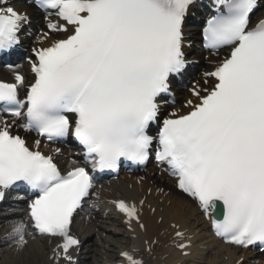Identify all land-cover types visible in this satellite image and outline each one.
I'll return each mask as SVG.
<instances>
[{
	"label": "snow or ice",
	"instance_id": "snow-or-ice-1",
	"mask_svg": "<svg viewBox=\"0 0 264 264\" xmlns=\"http://www.w3.org/2000/svg\"><path fill=\"white\" fill-rule=\"evenodd\" d=\"M259 2L211 0L203 46L228 52L204 74L212 86L194 85L187 111L161 119L160 99L188 64L184 24L194 0H36L62 21L47 24L44 40L50 33L67 35L32 48L31 82L19 72L12 83L0 81V200L20 186L31 194L30 224L13 226L9 246L21 252L26 234L47 237L57 241L52 264H76L72 251L80 240L71 226L93 194L92 173L144 165L153 154L211 220L217 237L241 247L264 246V19L251 20ZM28 23L26 13L0 4V54L20 45ZM16 127L35 133L31 146L14 133ZM69 136L82 147L85 166L73 161L62 172L41 145ZM112 203L130 231L135 233L133 224L146 231L140 211L145 200ZM217 211L222 219L213 217ZM171 227L176 248L189 255L191 237L179 225ZM157 242L145 239V250ZM120 256L124 264H144L135 250Z\"/></svg>",
	"mask_w": 264,
	"mask_h": 264
},
{
	"label": "bare ground",
	"instance_id": "bare-ground-1",
	"mask_svg": "<svg viewBox=\"0 0 264 264\" xmlns=\"http://www.w3.org/2000/svg\"><path fill=\"white\" fill-rule=\"evenodd\" d=\"M21 8L28 9V7L26 6H21ZM262 15H264V10L261 12L260 16ZM5 72L7 73V70H5ZM204 81H205V78H203V76H200L196 82L197 84H201V83H204ZM119 182L120 184H122V187H123V186H126L127 184H131L134 181L126 177L124 179H121ZM113 183L115 186L113 187V189L112 188L111 189H112V194H113L112 196L114 197L116 196V193L118 192L117 189H119L121 186L120 185L118 186L117 182H113ZM144 185L145 186L143 188L144 190L142 194H144L146 190L149 188L148 184H144ZM156 192L158 194H156ZM103 193L107 194L108 192L104 191ZM129 193L131 194L129 198H132L134 197V195H137V196L139 195V190L136 189ZM160 199H163L165 205L159 204ZM168 201H170V204L167 205ZM161 206H163L164 208V211L162 213L164 215V219L161 223H158L157 221L158 217L162 216L160 213ZM154 207L156 208L155 212L152 211ZM140 211H141V220L146 225V231L141 232L138 226L134 224V226H136V233L138 234V238L137 240H135V243L144 244L145 239L155 240L157 238L159 240L158 245L163 248L159 250L157 248V245L155 244L152 250L153 254L154 255H157V254L165 255L166 253L169 254L168 251H172V256L168 258L171 260V264H176L179 261H183L184 262L183 264H194V260L196 258L200 260L199 262L200 264H225L227 261H229L230 264H233L237 261L238 249H231L228 246H221V249L216 251L215 254L211 256H206L205 253H201L200 252L201 249H197L195 245L190 248V250H193L194 252L189 257H183L181 253L177 252L176 250H172L170 248L167 250L165 249L166 244H168L169 241L172 240L173 238L175 230L171 227V225L174 223L179 225V227L182 230H190L188 233L186 232L187 235L196 233L194 231L195 229L201 230L200 236L205 235L206 230L208 229V224L204 220L200 209L194 204V202H191L190 200H186V199L178 200V197L169 195L165 190L161 188L153 187V195L151 197V201L149 200L147 203H145L143 207L140 209ZM167 214H169V216H166ZM87 215L88 214H86L84 218L77 223V225L81 227L79 230V233H82L81 235L83 239H85L84 233H86L87 231L93 232L96 236L99 235V232H98L99 230H97L98 225L96 221L94 220L88 221ZM90 215H93V214H90ZM11 218H13V216H11ZM25 218L26 216L24 215L22 218L23 220L22 222L28 223L25 221ZM13 226L14 225H12L11 228H13ZM101 228L104 229L103 231H106V227L101 226ZM161 232H164L163 236H160ZM113 233L114 235H117V231H114ZM197 236L198 234L196 235V237H193L191 241L194 242L196 239H198ZM1 239L5 240L3 237ZM27 239L29 241V244L32 243L31 246L27 245L28 247H26L23 251H21L16 257L15 256L4 257L2 261L0 262V264H11L13 263V261L18 262L17 260L21 258H25L26 263L28 262L29 264H35L34 259L31 258V256H33L32 253H34L35 256L37 255L42 256V257H39L41 258L40 261L44 262L42 264H52L50 257H46V255H43L42 253L44 251L42 249V246L40 245V241L42 242V239L40 238L39 240H36L35 242L34 241L32 242V239L29 238L28 236H27ZM214 241L215 240L212 239L210 241H207V243L213 246ZM96 242L97 241L95 240V243ZM204 243H206L205 240H204ZM0 246H3V244H0ZM53 246H55V244H53ZM222 249L227 250V252L225 254H222ZM24 253H26L24 257H21V255ZM225 255L228 256L227 261L225 260ZM205 257H208V258L206 259ZM191 261L193 262L190 263Z\"/></svg>",
	"mask_w": 264,
	"mask_h": 264
}]
</instances>
